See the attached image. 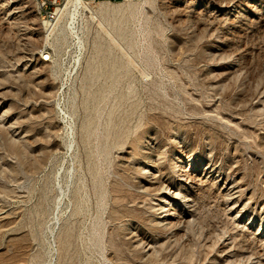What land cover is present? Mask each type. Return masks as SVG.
Wrapping results in <instances>:
<instances>
[{"label":"rangeland","instance_id":"rangeland-1","mask_svg":"<svg viewBox=\"0 0 264 264\" xmlns=\"http://www.w3.org/2000/svg\"><path fill=\"white\" fill-rule=\"evenodd\" d=\"M46 21L0 0V264H264V0Z\"/></svg>","mask_w":264,"mask_h":264},{"label":"built area","instance_id":"built-area-1","mask_svg":"<svg viewBox=\"0 0 264 264\" xmlns=\"http://www.w3.org/2000/svg\"><path fill=\"white\" fill-rule=\"evenodd\" d=\"M38 4L43 17L48 19L47 22L53 23L50 32H73L78 27V22L84 20L98 22L102 19L103 14L107 15L115 11L118 3L116 0H79L77 4L66 8L69 0H35ZM128 0H122L125 2ZM63 4V7L61 5ZM53 21V22H51ZM83 46L82 40L76 42V47ZM46 51V52H45ZM40 59L51 60L52 53L45 50Z\"/></svg>","mask_w":264,"mask_h":264},{"label":"bare ground","instance_id":"bare-ground-1","mask_svg":"<svg viewBox=\"0 0 264 264\" xmlns=\"http://www.w3.org/2000/svg\"><path fill=\"white\" fill-rule=\"evenodd\" d=\"M79 0H69L68 1V5L66 6V8L68 9V7H71L75 4H77ZM122 4V2L118 3V5ZM41 11V10H40ZM46 24L49 25V27H52L53 23H48L46 21ZM43 61H46L44 59H42ZM148 163V162H147ZM150 165L152 164H149L146 165L145 167H149ZM176 165V164H175ZM151 169V168H150ZM183 175V173H181ZM186 175V174H185ZM188 175V174H187ZM190 176V175H188ZM180 177V176H179ZM185 177V176H184ZM191 177V176H190ZM190 179V178H189ZM195 179V178H194ZM200 179V178H199ZM180 180H183V178H180ZM202 180V179H200ZM191 182V183H190ZM189 182V184H192V180ZM197 182V181H196ZM154 184V183H153ZM162 186V185H161ZM224 189L228 190L229 187H228V183L226 182L225 185H224ZM234 190V189H233ZM159 192V191H158ZM165 193L161 196L162 197V201L166 204H164V206L162 207H158L159 211H158V216H157V221L160 223V224H163L165 226H170V225H173L174 223V220L176 219L175 218V211H173L171 208H169V206L167 205H171V202L172 201H175L177 198H182V202L185 204V205H190L193 200V197L192 195H188L186 196V194L184 195L183 194V191L176 187L175 185H169L167 186L166 188V191H164ZM187 193V192H186ZM172 207V206H171ZM151 244V243H150ZM149 246V244L147 245ZM146 248V247H145ZM147 252L150 251V250H146Z\"/></svg>","mask_w":264,"mask_h":264}]
</instances>
